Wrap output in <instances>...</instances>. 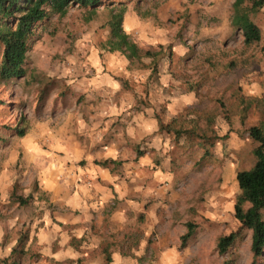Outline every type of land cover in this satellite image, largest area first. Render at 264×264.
<instances>
[{
  "label": "rangeland",
  "instance_id": "obj_1",
  "mask_svg": "<svg viewBox=\"0 0 264 264\" xmlns=\"http://www.w3.org/2000/svg\"><path fill=\"white\" fill-rule=\"evenodd\" d=\"M121 1L133 12L128 23L134 41L144 51L158 54L151 62H131L129 79L118 78L123 91L146 97L138 105L149 107L151 94L162 102L156 118H161L166 130H159L153 149L158 178L146 196L130 193L133 199H116L107 208L110 216L97 227L96 238L83 228L69 225L63 230L58 223L57 209L41 196L38 167L22 139L14 137V129L22 120L31 128L41 126L47 118L43 114L48 109L52 113L58 103L49 98L54 91H66L63 71L75 62L74 52L82 45L104 50L110 36L106 27L110 13L100 9L87 21L89 12L76 7L65 18L53 17L29 56L28 76L11 82L0 79V264H160L162 250L182 243L188 222L197 223V236L207 244L196 258L192 255L193 264H222L224 258L215 250L211 254L209 244L239 230L237 174L256 163L257 143L246 131L263 119L253 107L243 126L241 101L264 96V10L253 17L263 41L247 47L242 34L231 26L235 0ZM1 58L0 48V64ZM162 72L168 75L166 84L159 77ZM49 85L42 100V91ZM184 98L189 103L182 106ZM167 99L179 104L173 112L167 110ZM45 100L49 107L41 112ZM192 119L222 139L213 147H200L188 136H178L177 131L190 129ZM120 163L119 174L126 177L131 165ZM136 183L125 180L124 190L131 191ZM142 186L140 192L149 189L148 183ZM15 189L25 201L30 195L33 199L19 204L12 198ZM117 209L126 210V215L110 220ZM208 211L211 218L202 214ZM43 232L47 236L41 243ZM22 236H26L25 253L12 255L14 249H21ZM105 249H109L111 263ZM230 253L236 264H253L251 234L238 240Z\"/></svg>",
  "mask_w": 264,
  "mask_h": 264
},
{
  "label": "crops",
  "instance_id": "obj_2",
  "mask_svg": "<svg viewBox=\"0 0 264 264\" xmlns=\"http://www.w3.org/2000/svg\"><path fill=\"white\" fill-rule=\"evenodd\" d=\"M132 16L133 12H128L125 19L124 28L129 35L132 26L128 19ZM74 54L75 62L68 64L63 71L65 79L62 84L66 91L52 93L49 100L53 98L58 105L52 113L48 109L43 114L47 118L41 120V126L29 128L27 136L22 138V145L38 167L37 182L41 196L48 198L57 209L56 218L59 224L62 223L63 230L69 225L83 228L84 232H92L96 238L97 227L101 228L110 216L107 208L114 205L116 199H133L128 197L131 194L146 196L158 178L153 149L158 143L160 127L156 115L162 102L151 94V105L141 106L138 104L146 97L123 91L118 78L125 76L129 79L131 73L127 67L131 62L120 53L82 45ZM147 59L143 62L152 60ZM165 74H159L164 84L169 80ZM48 87L50 85L42 91V100ZM49 100H45V104L41 102V112L49 107ZM67 101H72L73 106H68ZM188 103L189 98L181 101L182 106ZM178 105L172 101L167 104V110L173 112ZM139 151L142 153L140 156ZM105 161L124 162L122 167L127 164L131 167L123 177L119 174L120 165L104 167L99 164ZM127 161L129 163H125ZM127 179L137 182L131 191L124 190ZM141 183L144 186L148 183L149 189ZM141 186L144 188L140 192ZM202 214L211 218L207 215L211 211ZM125 215L126 210L117 209L110 220L124 218ZM58 227V235L62 236L61 227ZM46 236V233H41V243ZM205 242L197 236L184 249L181 248L182 243L177 242L173 248L162 250L159 263L193 264L192 255L196 254V258L204 252ZM209 246L211 254H215L216 244L210 243Z\"/></svg>",
  "mask_w": 264,
  "mask_h": 264
},
{
  "label": "trees",
  "instance_id": "obj_3",
  "mask_svg": "<svg viewBox=\"0 0 264 264\" xmlns=\"http://www.w3.org/2000/svg\"><path fill=\"white\" fill-rule=\"evenodd\" d=\"M85 9L93 20L100 9H108L110 13L106 27L109 30V39L104 45V50L111 53H120L130 62L143 61L144 58L155 60L158 54L144 51L134 41L125 28L124 23L128 13V3L121 0H0V48L2 58L0 64V79L3 82H11L26 78L28 76L29 56L36 43L39 42L41 34L46 31L53 17L65 18L71 9ZM264 10V0H235L233 4V15L231 26L244 38L247 47L260 45L263 41L261 28L253 19ZM156 69L153 70V73ZM155 74H158L157 71ZM241 123L244 126L248 114L255 107L263 119L258 126L247 129V134L257 143L254 149L256 159L255 165L249 170L238 172L237 181L240 195L235 204V218L240 225L239 230L226 236H221L216 242V252L224 258L222 264H236L237 261L231 256L230 251L236 247L238 240L247 233L251 234V252L253 264H264V96L244 97L241 101ZM3 106L0 102V107ZM160 131H165L161 118L159 119ZM190 129L177 131L178 136H188L192 144L198 146H215L222 138L216 131L201 128L197 119H192ZM26 120L14 129V137L24 138L29 132ZM167 131H170L169 127ZM142 153L139 151L138 156ZM209 154V152H207ZM104 167L111 164L121 165L115 161L99 163ZM12 198L21 205H26L29 199H25L13 192ZM187 233L182 237L181 248L188 246L198 235V225L195 222L186 224ZM26 236L19 240L21 249H14L12 255L25 253ZM19 251V253H18ZM107 262L112 258L109 249H105Z\"/></svg>",
  "mask_w": 264,
  "mask_h": 264
}]
</instances>
